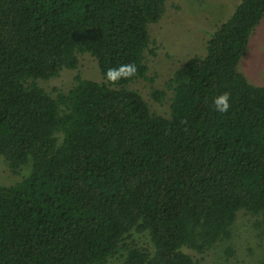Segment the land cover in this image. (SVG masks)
<instances>
[{"label": "trees", "instance_id": "obj_1", "mask_svg": "<svg viewBox=\"0 0 264 264\" xmlns=\"http://www.w3.org/2000/svg\"><path fill=\"white\" fill-rule=\"evenodd\" d=\"M165 11V0H0V157L28 169L0 186V264H202L185 250L228 240L241 212L264 234V86L238 70L264 0H240L205 55L173 72L167 118L128 88L147 79L148 27ZM83 55L102 82L39 85ZM129 63L134 77L106 82Z\"/></svg>", "mask_w": 264, "mask_h": 264}, {"label": "rangeland", "instance_id": "obj_2", "mask_svg": "<svg viewBox=\"0 0 264 264\" xmlns=\"http://www.w3.org/2000/svg\"><path fill=\"white\" fill-rule=\"evenodd\" d=\"M240 0H165L166 11L156 24L148 27L154 56L148 54L146 80H136L128 88L138 92L152 113L167 118L171 91L166 85L173 72L191 57L205 55L206 42L215 28L226 21ZM238 70L256 86H264V18L250 36L246 52L238 63ZM79 74L84 80L102 82L95 60L89 55L79 56L76 70H62L55 78L39 82L47 92L56 88L68 91ZM153 90L165 92L161 102L151 98ZM28 174L23 169L13 174L0 157V186L13 185ZM257 218L239 213L230 237L211 251L197 255L187 254L202 264H264V234L255 225ZM128 242L150 247L145 234L131 233ZM107 264H121V258L110 259Z\"/></svg>", "mask_w": 264, "mask_h": 264}, {"label": "clouds", "instance_id": "obj_3", "mask_svg": "<svg viewBox=\"0 0 264 264\" xmlns=\"http://www.w3.org/2000/svg\"><path fill=\"white\" fill-rule=\"evenodd\" d=\"M137 73V68L135 64L129 63L121 65L117 68H109L105 73V80L111 85H117L122 79H130L134 77ZM230 93L224 92L216 96L213 100L215 110L219 113H227L229 111Z\"/></svg>", "mask_w": 264, "mask_h": 264}]
</instances>
